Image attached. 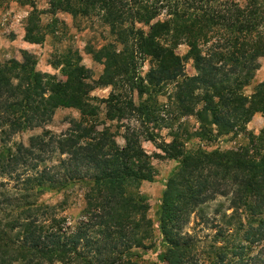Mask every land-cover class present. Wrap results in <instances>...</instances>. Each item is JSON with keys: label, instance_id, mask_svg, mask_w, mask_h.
Returning a JSON list of instances; mask_svg holds the SVG:
<instances>
[{"label": "trees", "instance_id": "1", "mask_svg": "<svg viewBox=\"0 0 264 264\" xmlns=\"http://www.w3.org/2000/svg\"><path fill=\"white\" fill-rule=\"evenodd\" d=\"M47 11L97 15L113 41L86 48L103 66L96 79L71 51L51 61L63 79L37 70L25 50L20 60L0 65V264H140L156 242L160 252L152 264H203L185 227L192 213L219 197L231 210L224 227L233 231L216 248L215 264H264V147L253 135L249 148L185 145L192 135L228 133L264 113V82L250 96L243 93L264 56V0H48ZM37 13L28 15L25 35L42 42L55 27L49 23L41 32ZM181 44L188 48L184 55L176 52ZM145 58L153 64L137 75L136 63ZM188 60L192 75L185 72ZM106 87L107 97L90 95ZM134 92L147 97L136 103ZM155 94H167V102L155 103ZM94 100L103 103L99 122ZM61 107L78 110L79 118L59 133L43 129L27 143L9 144L15 134L47 125ZM184 115L197 119L196 131L188 133L183 122L173 129ZM132 119L155 126L167 121L170 140L131 126ZM143 141L160 150L155 157L177 162L154 219L140 192L154 173ZM76 185L83 207L72 220L58 214L65 202L36 200Z\"/></svg>", "mask_w": 264, "mask_h": 264}, {"label": "rangeland", "instance_id": "2", "mask_svg": "<svg viewBox=\"0 0 264 264\" xmlns=\"http://www.w3.org/2000/svg\"><path fill=\"white\" fill-rule=\"evenodd\" d=\"M31 2L33 4H31ZM34 6V7H33ZM37 13L39 19L38 25L41 32H43L45 26L52 23L55 27L53 33H47L46 30L44 40L40 42L37 38L33 41L26 37L25 27L27 24V17L32 10ZM48 9V0H29L27 4L21 5L16 0L3 1L0 4V65L5 62L15 59H21L22 50L32 53L35 57V68L41 72H47L55 74L57 78L63 79V73L60 68H54L51 65V61L54 55L58 53L65 54L67 51H71L73 54H77L80 63L91 70L94 79L102 73L103 66L93 59V56L88 53L87 47L90 49H98L102 45L109 41H113V37L109 33V26L103 24L97 15L90 14L84 16L82 14L71 15L66 12L50 13ZM160 18H164L161 15ZM187 46L184 44L179 45L176 52L180 55H184L187 52ZM259 67L255 71L250 83L244 87L243 93L250 96L256 91V87L259 83L264 82V56L259 58ZM153 61L150 58L144 60H138L136 63V74L144 76ZM185 72L188 75L195 73L192 67V61L188 60L185 64ZM173 88V85H167L166 91L169 92ZM110 87L96 88L90 95L97 97V99L105 98L109 94ZM167 94H155L154 101L159 105H163L167 102ZM134 100L137 103L140 100H145L147 95L138 97L134 92ZM94 105H99L98 117L96 121L103 120V103L99 100L92 102ZM153 103V100L151 101ZM161 111V115L167 119H171L175 116L174 113ZM79 111L73 108H57L54 112L52 120L44 127H37L23 132L15 134L10 140L12 142L27 143L28 138L31 135L40 134L43 129H48L54 133H59L67 127L68 120L71 118H79ZM173 121V120H172ZM179 122L185 123V128L188 133H192L197 130L198 122L194 116L184 115L179 116L172 122L173 129L176 128ZM131 126L139 128L144 131L146 129L152 130L157 136L158 140L164 139L170 140L169 127L165 122H159L158 126L153 123H147L145 119H132ZM107 124V123H106ZM102 127L99 125V128ZM264 129V113L256 112L251 120L242 127H237L231 132L223 134H213L211 137L200 139L196 135L190 136V139L185 143L187 149H205L211 151L213 149L229 150L251 147L249 143V137L255 136L256 146L264 147V137L260 139L261 131ZM118 144L123 145V139L116 137ZM142 146L144 150L153 155L151 164L153 167V178L149 181H143L140 186V192L146 195L149 203L148 215L152 219L155 218V211L157 209L159 199L164 187V183L170 175L173 168L177 165V162L172 159L158 158L154 156V153H161L154 144L148 141H143ZM252 155L257 156L259 152L254 149L251 151ZM2 180V178H0ZM10 185V183H9ZM82 189L79 186H75L73 189H67L65 191H51L39 195L36 200L42 203L57 204L65 202L58 214L60 216H66L69 220L75 218L81 208L83 207ZM222 202L220 212H216L218 203ZM227 203L223 197L217 198L215 201L208 203L203 207L202 211H196L189 217V221L185 227V230L192 236L195 242V249L203 259V264H215L216 258L214 252L216 248L226 244V240L229 239V235L233 231V227H224L225 215L231 213L230 209L226 208ZM219 229H223V233L219 232ZM155 235L158 232L155 231ZM156 247L150 249L142 258L137 259L140 264H152L157 261V254L160 252L158 242Z\"/></svg>", "mask_w": 264, "mask_h": 264}]
</instances>
